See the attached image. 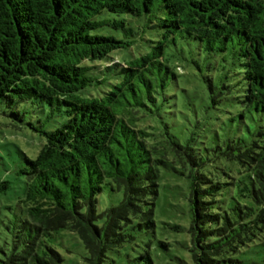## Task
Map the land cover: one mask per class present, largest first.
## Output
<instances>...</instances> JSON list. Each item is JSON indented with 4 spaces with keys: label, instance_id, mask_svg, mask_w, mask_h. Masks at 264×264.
<instances>
[{
    "label": "trees",
    "instance_id": "16d2710c",
    "mask_svg": "<svg viewBox=\"0 0 264 264\" xmlns=\"http://www.w3.org/2000/svg\"><path fill=\"white\" fill-rule=\"evenodd\" d=\"M139 38L149 53L95 65ZM29 104L62 121L0 207V264H65L63 230L83 264H156L172 244L179 264H243L264 239V0H0V108L21 122ZM162 187L173 239L157 235ZM104 193L122 198L101 210Z\"/></svg>",
    "mask_w": 264,
    "mask_h": 264
},
{
    "label": "rangeland",
    "instance_id": "374dc122",
    "mask_svg": "<svg viewBox=\"0 0 264 264\" xmlns=\"http://www.w3.org/2000/svg\"><path fill=\"white\" fill-rule=\"evenodd\" d=\"M140 39L136 43H133L131 48L112 53L111 57L113 59H110L108 62H98L95 65L100 70H103L106 68V65L119 61L121 63L129 62L139 58L143 54L149 53L150 44ZM180 70H182V73H186L184 68ZM187 72L189 73L185 75L186 83L184 86L190 90L191 99L197 104V95L199 94L200 96L202 93V81L199 77L194 78L190 68L187 69ZM198 75L200 76V74ZM39 105L29 104L20 107V111L24 116L21 122L13 120V118L4 114V111H8L6 105H2L0 108V207L2 208L6 205H15L23 196L26 181V174L24 173L27 167L26 156L30 159H35L45 144V137L42 132L55 130L62 121L60 117H56L57 113H51L50 110L44 113V110ZM221 116V121L226 122L227 115L223 114ZM213 123H215L216 129H218L220 121L213 120ZM220 132L223 133L222 130ZM163 181L166 187L179 183L169 173L163 175ZM4 182L9 183L8 188H5ZM165 190L163 187L161 188V196L155 210V217L159 223L157 235L161 237L165 234L167 238L173 239L175 234L172 230L162 225V222H175L177 220L175 218L176 209L172 206V201L166 196L170 189L165 188ZM121 198L122 195L120 194H101L100 209L106 210L117 205ZM49 241L64 256L65 264L84 263V258L87 255L86 248L76 233L63 230L54 234ZM155 244L156 241L153 243V248L155 246L156 248L158 247ZM154 254L156 264H179L176 256H180V252L173 244L169 247V250L158 247L157 250L155 249ZM239 257L243 261V264H264V239H257L255 243H251L249 247H246L242 251ZM185 259H187V255H185ZM127 262L128 264H133V262Z\"/></svg>",
    "mask_w": 264,
    "mask_h": 264
}]
</instances>
